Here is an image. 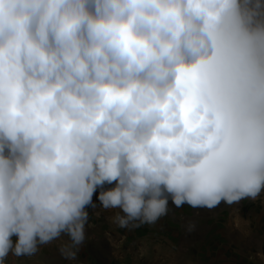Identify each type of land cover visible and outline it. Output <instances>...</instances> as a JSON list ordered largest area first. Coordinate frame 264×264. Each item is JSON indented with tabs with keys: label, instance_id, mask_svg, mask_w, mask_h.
<instances>
[{
	"label": "clouds",
	"instance_id": "1",
	"mask_svg": "<svg viewBox=\"0 0 264 264\" xmlns=\"http://www.w3.org/2000/svg\"><path fill=\"white\" fill-rule=\"evenodd\" d=\"M97 188L127 229L262 193L264 0H0V264L75 261Z\"/></svg>",
	"mask_w": 264,
	"mask_h": 264
},
{
	"label": "rangeland",
	"instance_id": "2",
	"mask_svg": "<svg viewBox=\"0 0 264 264\" xmlns=\"http://www.w3.org/2000/svg\"><path fill=\"white\" fill-rule=\"evenodd\" d=\"M103 187L108 189L114 184ZM100 191L97 188L92 197L96 208L86 207L89 213L86 240L75 261H68L60 255V244L68 239L62 235L41 245L32 256L16 257L9 253L3 264H264V259L258 255L264 252V236L255 234L253 219L260 206L255 207L250 198L237 205H222L217 213H212L214 208L201 209L204 212V235L191 231L179 239V229L171 230L172 234L166 232L169 225L164 221L153 227H115L110 220V209H104L97 199ZM246 231L250 234L245 235ZM251 238L257 239L252 241ZM15 239L13 237V241Z\"/></svg>",
	"mask_w": 264,
	"mask_h": 264
},
{
	"label": "crops",
	"instance_id": "3",
	"mask_svg": "<svg viewBox=\"0 0 264 264\" xmlns=\"http://www.w3.org/2000/svg\"><path fill=\"white\" fill-rule=\"evenodd\" d=\"M167 195V193H166ZM251 199V198H250ZM251 201L255 202L256 206H260V208H256L255 216L253 217L255 222V234H260L259 237L264 236V190H262V193L257 196L254 200L251 199ZM222 205L229 206L223 201L218 205L216 208L213 209L212 213H217L218 211H221ZM237 205V204H236ZM168 213L165 216H162L155 224L159 225L160 222H165L166 225L168 224L169 229L166 230V232L171 233V230L179 229L178 238H184L187 236L188 233V227L190 223H195L196 227L195 230L196 233H200V235H204L205 231L203 230L205 227L204 222V212L201 211L204 210V208H192L191 206L184 204L181 207L177 208L171 201V197L169 196L168 201ZM120 211L119 209H110V216L113 217L116 212ZM123 214V213H121ZM254 215V214H253ZM112 221V219H110ZM178 221V222H176ZM115 227H118L116 224L112 223ZM148 227H153L154 224H144ZM143 226V225H142ZM261 233H259V230ZM172 234V233H171ZM254 233H251V236H253ZM250 236V237H251ZM173 237V236H171ZM247 238V237H246ZM258 238V237H257ZM257 238H251L252 241L256 240ZM182 240V239H181Z\"/></svg>",
	"mask_w": 264,
	"mask_h": 264
}]
</instances>
